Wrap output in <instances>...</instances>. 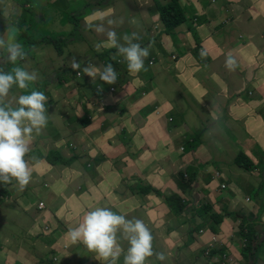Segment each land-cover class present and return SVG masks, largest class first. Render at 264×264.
<instances>
[{
    "label": "crops",
    "instance_id": "obj_1",
    "mask_svg": "<svg viewBox=\"0 0 264 264\" xmlns=\"http://www.w3.org/2000/svg\"><path fill=\"white\" fill-rule=\"evenodd\" d=\"M77 1L90 3L93 0ZM111 1L113 0H105L106 4ZM70 2L71 0H55L47 4L40 0L34 3L25 0L21 4L26 9L38 12V17L43 18L58 17L68 12ZM164 2L165 0H121L113 8L115 13L120 14L123 24L114 30L119 37L138 33L141 47L148 45L151 50V57L144 61L146 66L149 60L160 58L161 62L169 61V65L177 62L175 71L154 75V80L163 78L162 83H156L158 89L146 91L144 97L133 92L127 97L129 101L124 110H119L124 108L123 100L119 102V109L116 104L110 105L104 121L108 124L121 122L125 128L117 138L110 136L111 143L105 144V147L101 140L90 143L89 147L94 151L99 150L105 157L104 161L99 159L96 167L89 160L90 165L85 168L94 167L92 170L85 169L82 174L73 161L56 168L55 164L58 163L52 161L48 164L46 157L38 159V168L35 164L31 166V183L35 180L37 182L33 187L30 183L31 192L23 193L24 196H19L18 200L17 197L14 198L11 210L20 208L12 213L17 220L16 230L20 236L14 233V228L13 233L8 234V229H4L8 224V217L6 214L0 215V264H35L36 262L31 263L33 253L41 255L42 258L37 257L40 261L53 264H69V258L76 259L77 251L73 257L72 254L81 244L70 243L68 230L80 222L74 218L79 204L85 207L79 189L93 199L92 208L109 207L131 212L134 216L142 212V217L159 229L175 222L174 227L171 226L175 232H153L155 235L160 234L168 242L180 239L184 241L182 246L169 250L174 264L177 259H191L190 264H207V259L197 256L192 249V235L199 229L204 230L203 233L198 232L201 236L209 233L208 215L179 220L170 215L168 208L155 195L148 193L149 196L141 206L136 204L134 197L146 194L149 187L162 192L178 193L174 175L177 169L186 165L196 168L192 196L198 201L208 194L218 209V214L228 210V213L224 212L222 219L221 232L224 234L219 233L220 238L226 236L222 241L241 251L236 229H230L232 225H237L233 219V211L245 212V216L254 218L253 223L257 229L264 230V215H259L260 208L253 196L257 189L252 185L253 174L259 173H246L235 163L239 152L251 154L257 145L264 143V0H180L184 9L183 21L169 32L163 28L156 9L158 3ZM92 14L87 13L83 20H87ZM84 22L83 25H86V21ZM11 31L14 32V27L1 26L0 36L10 40ZM90 33L83 43L76 44L80 46L75 49L77 54L95 55L90 47L93 29ZM120 42L124 43L122 39ZM149 44H153V48ZM197 47H200V53L204 51L206 55L202 57L200 53L194 52ZM229 55L241 70L235 67L230 71L225 66ZM171 56H175L173 61ZM116 59H119L117 55ZM125 66L127 67V63ZM198 73L201 77L197 76ZM175 75L182 77L177 78ZM169 79L176 84L172 89L165 83ZM63 83L64 80L61 79L56 87L67 85L66 82L64 85ZM72 87L71 91L79 89L78 85ZM51 91L55 92L49 84L50 105H54L56 103L52 102ZM108 98L107 102H110L112 97ZM157 102L166 105L164 114L159 118L153 116V108ZM207 104L212 115V122L207 127L216 136L208 141L203 139L200 148L196 143L194 151H186L182 155L179 148L184 142L178 148L173 145L181 143L182 139L186 140V137L190 140L194 138L198 128L197 117ZM167 118L172 121L167 122ZM45 128L43 135L48 136L47 127ZM59 157L55 154L51 158L64 165L66 162ZM215 171L221 173V182L212 178ZM42 181L50 183L48 191H44L46 184ZM220 183L228 185L223 193H220ZM10 189L12 187L3 195L10 192ZM243 192L249 194L240 197ZM42 193L44 198L41 200L39 196ZM247 197L249 201H246ZM35 198L38 199L37 204L42 203V209L36 206L35 211L30 213ZM1 201L0 196V210L5 211ZM158 205L161 206L159 214L154 212ZM69 218L72 220L67 221L64 229H61L58 223ZM44 227H48L49 231L45 232ZM3 229L14 241L13 245L2 237ZM175 235L179 236L174 237ZM32 236H52L62 240V258L58 260L50 257L46 254L47 251L41 254L39 250H26L25 248L30 249ZM210 236L212 238L211 234ZM53 241L49 239L48 243ZM263 242L257 246V256L251 264H264ZM40 261L37 263L40 264ZM75 264L87 262H79L77 259ZM117 264H123V254Z\"/></svg>",
    "mask_w": 264,
    "mask_h": 264
},
{
    "label": "clouds",
    "instance_id": "obj_2",
    "mask_svg": "<svg viewBox=\"0 0 264 264\" xmlns=\"http://www.w3.org/2000/svg\"><path fill=\"white\" fill-rule=\"evenodd\" d=\"M121 0H113L106 4L105 0H93L90 3L88 11H78L79 1L75 0L69 3L71 16L67 17L63 24L74 23V27H70L69 30L65 31H53L45 33L49 42H39L33 49L39 46L49 47L53 49L57 57L63 59V63L68 69L60 68L56 72L52 71L51 75L47 77L45 74L30 64V58L33 56L27 54L24 50L23 45L20 43V36L25 33L29 35V40H39L42 34L37 38H33V33L37 30L41 20L43 18L38 17V12H34L29 8H22L23 12L28 15V25L22 31L19 32V28L5 19L6 13L0 12V27L1 26H12L14 32L11 31L9 34L10 40H6L0 36V64L7 65L8 70L5 71L0 69V183L8 184L7 186H0V196L6 192L8 188L13 187L16 183L19 184L20 189L23 190L31 180V169L29 168L28 162L25 160L26 154H31L32 150L29 149L30 142L32 140V134L35 131L36 134H40L42 129L47 125L46 106L50 105L48 101L49 84L52 87H56L57 82L61 83V79L64 80L67 85L64 86L65 91L68 86H75L78 81L77 79L83 75L87 76V79L95 78V82L100 79L105 83L112 85L117 80V72L112 63H107L108 58L105 61H100L99 64L94 63V54H77L75 49H66L67 46L72 44L83 43L89 36L90 31L93 29L97 34L106 35L107 43L104 45H95L96 51H101L102 47H106L107 53L110 50L117 54L122 55L127 61L128 71L132 74H138L145 69V59L149 56V48L141 47L140 43L134 42L140 39L137 32H133L131 35L125 34L123 37H118L117 32L114 30L116 26L123 24V20H114L110 17L115 14L113 6L120 3ZM69 10V11H70ZM68 11V12H69ZM67 13V12H66ZM77 13L87 15L92 14L90 18L86 20V25H79L77 28ZM63 15V14H62ZM60 15V16H62ZM54 17V16H49ZM59 17V16H58ZM89 17V16H88ZM35 21L36 26L34 29H30L31 21ZM83 20V18H82ZM95 21H99L96 23ZM106 22V25H105ZM30 29V30H29ZM13 32V33H12ZM74 36V39L71 37ZM124 43H121L120 40ZM109 55V53H108ZM200 55L203 57L206 55L204 51H201ZM171 61L175 59V56H171ZM120 60V59H119ZM121 61V60H120ZM153 62V59L147 63L149 69V62ZM236 61L229 55L225 60V66L231 71L235 68ZM99 66H103L102 70ZM125 66V65H124ZM99 75V77H96ZM53 79L57 82L50 83ZM42 81H46L43 84ZM76 83H75V82ZM14 89H27L29 94L19 95L16 100L17 107L13 108L11 104L5 103V99L8 97L10 90ZM39 90V91H37ZM99 91V95L94 93V97L103 100L107 97L108 93H111V89L107 92ZM31 91V92H30ZM85 92V91H83ZM105 97V98H104ZM171 118H167V122H171ZM48 132V131H47ZM200 135V133H199ZM200 142L198 132H195V136L192 140L186 139L185 142L180 146L179 151L182 155L186 154V151H194L195 144ZM56 152V151H52ZM50 153V152H49ZM49 153L45 156L47 157ZM58 154V152H56ZM244 152H239L235 159L236 165L240 168L238 161L244 156ZM59 155V154H58ZM47 162V160H46ZM48 163V162H47ZM49 164V163H48ZM259 166L251 169H245L241 167V170L252 174L258 171L264 179V170L259 169ZM214 180L221 182L223 180L222 175L219 171H215L212 177ZM196 179V168L193 165H186L177 169L174 175V181L178 188L177 192H162L159 189L149 187L150 194L158 196L164 206L170 204L168 199L176 197L185 204L183 213L179 216H174L176 219H188L195 218L196 216H209L211 220L212 215L216 214L224 218V212L218 214L217 208L209 198L208 194L205 197L197 201L196 197L192 196V188ZM220 193L228 189L226 183L219 184ZM256 189V188H254ZM260 190V191H259ZM264 181L258 185V190L253 193L255 200L259 205V215H264V209L262 203H264ZM29 193V192H27ZM196 198V199H195ZM250 199L247 197L246 201ZM38 209H42V203L37 204ZM166 208H168L166 206ZM210 208V209H209ZM169 210V209H168ZM233 219L237 222L236 234L240 238L241 242V254L243 248L247 247V244L251 240V249L253 253L257 250V246L264 241V230L256 229L254 236L251 239L242 238L239 235L237 228L240 224L239 217L235 218L234 214L237 212H245L238 210L233 211ZM213 219V218H212ZM148 222L147 220H145ZM150 223V222H149ZM222 223V222H221ZM175 222H171V226L174 227ZM253 225H255L253 223ZM210 230V227L209 229ZM44 231L48 232V227H44ZM199 233H203V229L198 230ZM247 233V232H246ZM151 229L144 223L143 220L138 218H128L127 214H118L108 207H97L93 210L87 211L81 222L78 225L68 230V239L71 244L82 243L86 248L97 254V257L102 264H117V261L123 254V264H146L149 257L155 256V264H159L160 261H165L167 257L163 252H155L153 249V237ZM122 241L127 242V249L122 247ZM210 247L207 248L201 256L205 258L214 256H225L227 244L222 241L219 237V233L213 234L211 238ZM218 249L222 250V254L212 255V251ZM250 254L248 255V262L250 260ZM251 255V256H252ZM243 256V254H242ZM244 258V256H243ZM245 260V259H244ZM158 261V263H157ZM246 261V260H245ZM244 264V263H241Z\"/></svg>",
    "mask_w": 264,
    "mask_h": 264
},
{
    "label": "rangeland",
    "instance_id": "obj_3",
    "mask_svg": "<svg viewBox=\"0 0 264 264\" xmlns=\"http://www.w3.org/2000/svg\"><path fill=\"white\" fill-rule=\"evenodd\" d=\"M25 0H0V12L6 13V18L10 24L17 26L19 28V32H22L28 25V15L26 12H22L23 5L21 2ZM31 3H34L37 0H28ZM43 3L50 4L54 2L55 0H40ZM75 1V0H72ZM90 8V5L86 1H81L78 3V11H86ZM72 9L67 12L63 13L62 16L59 17H49L43 18L37 28V30L33 33L32 37L37 38L42 34L50 33V35L53 31H63V30H69L70 27H74V23L69 24H63L67 17L71 16ZM77 26L76 28L85 23L82 20L84 17V14L77 13ZM120 14L115 13L111 17L114 20L119 21ZM96 23H99V21H95ZM106 25V22H105ZM107 27V25H106ZM119 26H116L115 29H119ZM119 37V34H117ZM71 39H74V36L71 37ZM134 42H139L134 41ZM107 43V37L106 35L97 34L93 30V38L91 40L90 47L94 51V63L99 64V62L105 61L106 59H110L113 57V59L116 58L117 54H112L113 50H110L107 53L106 47H102L101 51L97 52L95 45L101 44L104 45ZM153 48V44H149ZM144 47H148V45H145ZM80 46L77 45H69L66 47V49H79ZM149 48V47H148ZM200 47H197L194 52L200 53L199 50ZM154 51V50H153ZM193 51V50H192ZM33 58H30V64L34 65V67L42 72V75H46L49 77L52 73V71L55 70V72L60 69H68L67 66L64 65L63 59L60 57H57L53 49L49 47H43L39 46L33 49ZM164 55V51L162 52ZM119 59L121 60V64L125 65L127 61L124 59L122 55L119 54ZM151 57V50L149 48V56ZM147 57V58H148ZM177 62L173 63L172 65H169V61L167 63L161 62L160 58L158 60H153L152 64L149 65L150 69L147 68L145 65L146 70H142L138 74H132L127 70L125 73H121L117 75V80L115 84L109 85L102 81L101 79L99 81L95 82V78L87 79L86 75L81 76L77 79L79 82V89L71 91L72 86L66 87V91L64 86L58 85L55 87L54 85L52 88L55 90V92L50 93L52 102L56 103L54 105H48L46 106V113L47 116V131L48 136L43 135V131L46 129L45 127L42 129L40 134H36L34 131L32 134V140L30 142L29 149L32 150L31 154H26L25 160L28 162L29 168L33 164L36 165V168L40 166V162L38 159L45 158V156L51 152L56 151L58 152L59 156L66 162L64 165L61 164V162H58V164H55L56 168L58 167H64L69 162H75V166H78L80 173H84L85 167H89L88 161L90 160L94 166H98L99 159L101 161L105 160V157L102 156L99 150L94 151L91 147H89L90 143L93 140H101L103 141V146L105 147V144L111 143L109 141L110 136H113V139L120 136V134L124 131V125L121 122H117L115 124H108L104 121V118L106 114L108 113V109L110 105L116 104L117 108L119 109V102L120 100H123L124 102V108L119 110H124L126 107V104L129 100H127V97L134 93H139V96L144 97L145 92L154 88L158 89L156 83H162V79H155L154 75L169 72L171 70L175 71V65ZM235 67L237 66V62L235 64ZM99 68L102 70L103 66H99ZM238 70H241V67H238ZM198 77H201V75L198 73ZM96 77H99L97 75ZM175 77L180 78L182 76L178 75ZM100 78V77H99ZM57 82L56 79H53L50 83ZM43 84H46V81H42ZM165 83L169 84V89H172L176 84H174L170 79L167 80ZM213 83V82H212ZM91 88H89V86ZM74 86V85H73ZM97 86L99 87L100 91L107 92L110 89H112L111 93H108L107 98L103 100H99L94 97V93L96 95H99V91L97 90ZM85 91V92H83ZM144 92V93H143ZM29 94V90L27 89H18V90H10V93L8 97L5 99V103L11 104L13 108L17 107L16 100L18 99L19 95ZM49 94V93H47ZM108 96H111V101L107 102L109 100ZM48 101L50 102L49 96ZM106 100V101H105ZM164 109H166V105L163 103H156V106L153 108V116L156 118L161 117L164 114ZM199 118V120H198ZM198 120V136L200 138V142H198V148L201 147V141L204 139L206 141L210 140L211 138L215 137L216 134L208 129V124L212 122V115L210 114L209 104L206 105L205 110L200 113L197 117ZM106 124L108 125V128L106 129ZM98 134H97V133ZM200 133V135H199ZM101 136H100V135ZM186 139H189L186 137ZM183 142H185V139L181 140V143L174 144L173 146L179 147ZM98 157V158H97ZM238 164L241 167L245 169H251L259 166V169L264 170V143L261 145H257L251 154H244L242 156V160L240 159L238 161ZM94 167L86 169L87 171L92 170ZM75 175V174H74ZM253 183L252 185L258 190V185L261 183V181H264L263 177L259 174H253L252 177ZM33 181V179L30 180L29 184L23 189H20L19 184L16 183L13 185L12 189H10V192H8L5 195H2V203L5 206L3 210H0V215L6 214L8 217V224L4 229H8V234L14 233L16 235H19V231L16 230V227L18 226L17 220L14 219L12 216V213L17 211L20 208H16L13 211L12 206L14 198L19 196H24L27 192L30 191V183ZM37 181L35 180L33 183H31L32 187L34 186V183ZM46 184V188L44 191H48L50 187V183L43 182ZM8 184H2L0 183V186L4 187ZM16 187H19L17 190ZM260 191V190H259ZM24 193V194H23ZM80 198L82 201L85 202V207L81 206L79 204L77 215L74 218H77L78 221H82L84 214L87 211L93 210L97 207L92 208L91 203L93 202V199L86 196L85 192H81L79 189ZM249 192H243L240 194V197H245ZM158 198V196H156ZM44 194L42 193L41 196H39V199H43ZM38 199H34V205L31 209L30 213L34 212L37 206ZM45 202V201H44ZM16 205L18 206L19 203L17 202ZM72 220V218L63 220L62 222L58 223L59 227L61 229H64L66 222L69 220ZM78 225V224H77ZM23 224L21 225V228H23ZM237 225H232L230 227L231 230L236 229ZM2 231V237L7 239V242L10 245H13L14 241L12 238L8 237L5 234V230ZM155 235V233H154ZM20 236V235H19ZM179 235H175L174 237H177ZM192 238L194 240V244L192 245V249L194 250L195 254L197 256H200L204 254L205 250L210 247L211 236L210 233H206V235L201 236L198 233V230L196 234L192 235ZM49 239H53L54 241L52 243H48ZM52 244V245H51ZM63 241L59 240L57 237H41V236H32L30 239V249L25 248L26 250L34 251L39 250L41 254H44L47 251V255L50 257H56L58 260L62 258L63 249H62ZM80 247H78V250H74L73 255H75L76 251V259H70L69 258V264H75L77 259L79 262H87V264H102V262L97 257V254L94 252L89 251L86 246H84L82 243H80ZM51 247L49 248V246ZM127 242L123 241L122 247L124 249H127ZM227 250L225 256H214L205 258L207 259V264H251V262L245 261L241 251H237L231 246V244L226 246ZM176 248V246H173L170 244V242L166 241V239L161 236L160 234L155 235V242L153 244V249L155 252H163L167 259L165 261H160L159 264H174L173 260L171 259L170 251L171 249ZM263 249H264V242H263ZM165 250V251H162ZM69 253V252H68ZM38 253H33L31 255V263L38 264L37 262L40 261L41 255ZM250 254V260H253L257 256V251L253 253V255ZM42 258V257H41ZM38 259V261H37ZM56 261V263L58 262ZM156 260H158L155 256L149 257L146 261V264H155ZM191 259H177L176 264H190ZM30 264V263H27ZM40 264H53L45 262L44 260L40 261ZM60 264V262L58 263Z\"/></svg>",
    "mask_w": 264,
    "mask_h": 264
},
{
    "label": "trees",
    "instance_id": "obj_4",
    "mask_svg": "<svg viewBox=\"0 0 264 264\" xmlns=\"http://www.w3.org/2000/svg\"><path fill=\"white\" fill-rule=\"evenodd\" d=\"M156 9L158 11L159 14V19L161 24L163 25V28L165 29V31H171L174 30L175 28L178 27L179 24H181V22L183 21V17H184V9L180 3V0H165L164 3H158L156 5ZM36 26L35 21H31L30 23V29H34ZM29 29V30H30ZM30 36L26 35L25 33H23L20 36V43L23 45L24 50L27 52V54L33 56L32 54V49L39 44V42H49L50 38H47V35H42L40 37L39 40H29ZM114 52V51H112ZM118 54V52L116 53ZM107 63H112L117 75L121 74L122 72L125 73V71L127 70V67L121 64V61L119 59H112V60H108ZM0 69H3L5 71L8 70V66L7 65H1L0 64ZM12 90H14L12 88ZM39 91V90H37ZM31 92V91H30ZM55 154H57L56 152H50L49 155L46 157V160L48 163L52 162L53 163H58L61 162L59 160L55 161L54 159H52L51 157L54 156ZM60 158V157H59ZM264 192V190H263ZM150 191L147 189V193L146 194H139V195H135V200H136V204L141 206L147 199V197L149 196ZM24 201V200H22ZM168 202L170 204H165L170 213L174 216H179L183 213L185 207V204L181 201V199L179 200L176 197L170 198L168 199ZM262 207L264 209V203H262ZM109 208V207H108ZM113 211L117 212L118 214H127L128 218H138L144 221V223L151 229L152 234L154 231H158V230H162L165 234H170L172 232H175L174 229L169 226V225H163L160 229L155 226L154 224H151L149 222H146L145 219L142 217V212H139L138 216H134L131 212L128 211H124V210H118V209H114L111 208ZM210 209V208H209ZM155 213H161V206L158 205L155 209H154ZM204 216V215H202ZM234 217L237 218L239 217L238 220H240V224L237 228V231L239 233V235L242 236V238H246V239H251V237H253L255 234L254 232L256 231V226L253 225L254 222V218H250L244 215V213L242 212H237L234 214ZM213 218V219H212ZM212 218L210 221V230L209 233L211 235L216 234V233H220L221 235L224 234V232H221L222 230V216L213 214ZM261 219V218H259ZM247 232V233H246ZM154 239H153V244L155 242V235H153ZM221 239L225 240L226 236H222ZM181 240V239H180ZM180 240H175V241H171L170 244L176 247H180L184 244V241H180ZM252 252L251 249V240L250 243L247 244L246 248H243L242 250V254L244 256V259L247 261L249 258V254ZM223 251L222 250H218L215 249L212 251V255H217V254H222ZM158 263V261H157Z\"/></svg>",
    "mask_w": 264,
    "mask_h": 264
},
{
    "label": "built area",
    "instance_id": "obj_5",
    "mask_svg": "<svg viewBox=\"0 0 264 264\" xmlns=\"http://www.w3.org/2000/svg\"><path fill=\"white\" fill-rule=\"evenodd\" d=\"M149 64L151 65V64H152V62L150 61V62H149ZM111 91H112V89H111Z\"/></svg>",
    "mask_w": 264,
    "mask_h": 264
}]
</instances>
